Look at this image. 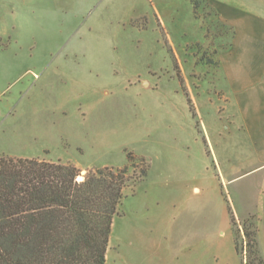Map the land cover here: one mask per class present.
I'll return each instance as SVG.
<instances>
[{"label":"rangeland","instance_id":"rangeland-1","mask_svg":"<svg viewBox=\"0 0 264 264\" xmlns=\"http://www.w3.org/2000/svg\"><path fill=\"white\" fill-rule=\"evenodd\" d=\"M210 1L0 0V157L71 165L77 182L143 160L105 264H242L228 210L255 224L258 250L264 239L255 189L222 175L251 150L223 129L214 77L230 35ZM230 1L264 13V0ZM248 206L256 217L241 219Z\"/></svg>","mask_w":264,"mask_h":264},{"label":"trees","instance_id":"trees-1","mask_svg":"<svg viewBox=\"0 0 264 264\" xmlns=\"http://www.w3.org/2000/svg\"><path fill=\"white\" fill-rule=\"evenodd\" d=\"M138 162L143 160L129 154L122 169L89 171L77 182L71 165L1 156L0 264H105L125 177ZM145 175L141 167L134 179ZM228 214L242 264H264L255 224L251 219L239 224Z\"/></svg>","mask_w":264,"mask_h":264},{"label":"crops","instance_id":"crops-1","mask_svg":"<svg viewBox=\"0 0 264 264\" xmlns=\"http://www.w3.org/2000/svg\"><path fill=\"white\" fill-rule=\"evenodd\" d=\"M210 6L216 22L230 30L228 45L218 51L219 67L214 77L215 93L223 105L220 111L227 113L229 122L223 129L241 131L251 150L241 160L249 163L246 170L222 175L232 184L247 179L264 211V13L236 6L230 0H211ZM8 48L0 47V54ZM253 210L252 206L244 208L241 219L256 217ZM259 244L264 262V239Z\"/></svg>","mask_w":264,"mask_h":264},{"label":"bare ground","instance_id":"bare-ground-1","mask_svg":"<svg viewBox=\"0 0 264 264\" xmlns=\"http://www.w3.org/2000/svg\"><path fill=\"white\" fill-rule=\"evenodd\" d=\"M81 180V177H78V181H80Z\"/></svg>","mask_w":264,"mask_h":264},{"label":"water","instance_id":"water-1","mask_svg":"<svg viewBox=\"0 0 264 264\" xmlns=\"http://www.w3.org/2000/svg\"><path fill=\"white\" fill-rule=\"evenodd\" d=\"M84 174V173H83Z\"/></svg>","mask_w":264,"mask_h":264}]
</instances>
